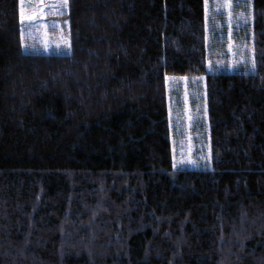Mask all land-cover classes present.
<instances>
[{"label": "trees", "instance_id": "obj_1", "mask_svg": "<svg viewBox=\"0 0 264 264\" xmlns=\"http://www.w3.org/2000/svg\"><path fill=\"white\" fill-rule=\"evenodd\" d=\"M67 1L59 55L0 0V264H264V0L227 72L206 0ZM167 77L203 79L206 169L173 167Z\"/></svg>", "mask_w": 264, "mask_h": 264}, {"label": "rangeland", "instance_id": "obj_2", "mask_svg": "<svg viewBox=\"0 0 264 264\" xmlns=\"http://www.w3.org/2000/svg\"><path fill=\"white\" fill-rule=\"evenodd\" d=\"M210 71L252 67L250 0H206ZM67 0H20V38L24 52L65 55L70 52ZM23 15V19H22ZM218 32L222 33L218 36ZM235 35L245 37L237 43ZM170 96L171 142L175 169H206L210 147L201 77H167Z\"/></svg>", "mask_w": 264, "mask_h": 264}, {"label": "snow or ice", "instance_id": "obj_3", "mask_svg": "<svg viewBox=\"0 0 264 264\" xmlns=\"http://www.w3.org/2000/svg\"><path fill=\"white\" fill-rule=\"evenodd\" d=\"M219 6H221V7L229 6L228 0H226V3L224 5H219ZM22 19H23V15H22ZM173 79H175V77H173ZM181 79H184V78H181Z\"/></svg>", "mask_w": 264, "mask_h": 264}, {"label": "bare ground", "instance_id": "obj_4", "mask_svg": "<svg viewBox=\"0 0 264 264\" xmlns=\"http://www.w3.org/2000/svg\"><path fill=\"white\" fill-rule=\"evenodd\" d=\"M256 48V47H255Z\"/></svg>", "mask_w": 264, "mask_h": 264}]
</instances>
